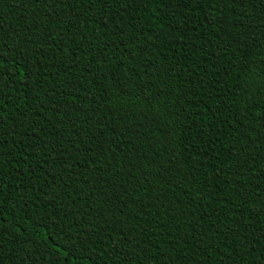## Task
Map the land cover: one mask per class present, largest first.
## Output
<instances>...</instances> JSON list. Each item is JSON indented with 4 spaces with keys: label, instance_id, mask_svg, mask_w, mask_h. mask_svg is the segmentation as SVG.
<instances>
[{
    "label": "trees",
    "instance_id": "obj_1",
    "mask_svg": "<svg viewBox=\"0 0 264 264\" xmlns=\"http://www.w3.org/2000/svg\"><path fill=\"white\" fill-rule=\"evenodd\" d=\"M0 264H264V0H0Z\"/></svg>",
    "mask_w": 264,
    "mask_h": 264
}]
</instances>
